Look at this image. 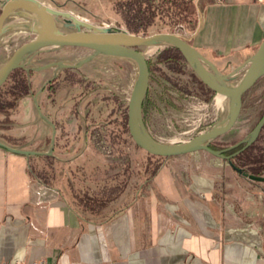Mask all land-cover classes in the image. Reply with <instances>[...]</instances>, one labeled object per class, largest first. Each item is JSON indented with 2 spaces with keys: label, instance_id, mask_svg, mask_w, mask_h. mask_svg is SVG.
I'll list each match as a JSON object with an SVG mask.
<instances>
[{
  "label": "crops",
  "instance_id": "obj_1",
  "mask_svg": "<svg viewBox=\"0 0 264 264\" xmlns=\"http://www.w3.org/2000/svg\"><path fill=\"white\" fill-rule=\"evenodd\" d=\"M207 1L188 40L228 73L264 37V0ZM46 73L31 74L30 89L38 90L50 77ZM53 92L44 89L38 96L50 120L67 121L81 111L69 110L74 95L56 107ZM21 101L28 106L14 118L24 124L10 134L24 141L14 147L42 152L48 138L37 130L32 97ZM66 129L73 141L65 159L74 165L90 161L83 149L74 152L81 145L76 122ZM83 137L87 142L85 131ZM31 157L0 147V264H264V189L258 200L240 201L231 190L219 193L218 179L226 175L167 160L138 184L127 183L102 210L91 211L69 187L43 182Z\"/></svg>",
  "mask_w": 264,
  "mask_h": 264
},
{
  "label": "rangeland",
  "instance_id": "obj_2",
  "mask_svg": "<svg viewBox=\"0 0 264 264\" xmlns=\"http://www.w3.org/2000/svg\"><path fill=\"white\" fill-rule=\"evenodd\" d=\"M41 1L54 9L69 11L88 23L97 26H112L129 32L121 15L116 11V7H121V11L125 13L120 5L123 0ZM193 1L195 28L185 26L186 28L181 29L178 25L169 26L167 18L163 19L164 22L156 19L155 24L147 28L146 35L157 32H176L188 40L198 26L204 6L208 2L207 0ZM204 18L207 25L208 13ZM15 20L20 19L11 16L6 22ZM226 25L224 24L225 27H222V35ZM65 29L67 28L63 30ZM12 30L18 33L13 34L11 33ZM33 36L34 33L27 28H14L5 32L0 38V66L17 46L33 38ZM166 48V46H158L152 52H149L148 47L138 48L145 54L150 71L143 119L148 131L157 139L163 141L188 140L197 135L191 131L197 124L199 116L196 108L199 104L205 103L207 112L211 113L210 108L215 94L205 92L199 78L193 74L192 69L183 58L166 59L167 56L176 54L174 50L167 51ZM89 53L90 51L85 48L63 47L38 54L35 57V64L42 65L54 61L74 63ZM43 72H47L46 78H48L52 73V68ZM136 73V64L132 60L99 56L80 68L64 69L46 87L49 93L51 89L53 91L58 90L51 94V99L53 97L56 101V107L65 102L66 96L72 102L74 95L76 103L69 110L81 111H78V114L73 113L71 118H67V121L64 117L55 118L56 129L59 128L55 136L52 154L31 157L33 158L32 168L37 175L42 177L43 182L69 187L76 202L82 207H88L91 211H100L103 209V205L127 183L138 184L143 177L151 176L162 162L172 160L177 164H187L189 169H212L220 175H226V177L223 176L222 179H218L219 193L231 190L230 193H236L237 199L240 201L258 200V192L260 189H264V182L253 181L241 176L231 169L228 162L221 158L205 151L163 158L151 155L135 145L128 133L127 125L124 126L123 122H127V98L130 96ZM242 73L243 71H240L233 82H237ZM14 80L15 77L8 80L6 86H10ZM28 83L30 86L29 81ZM36 91L31 89L28 95L32 97ZM21 100L18 101L16 107L10 110L6 109L7 115L0 113V139L9 137L12 141V138L15 137L10 134V128L16 124H24V122L19 123L17 117L14 118L24 107L28 106V104L23 106ZM222 108L220 117L225 114V103H223ZM40 110L44 114L45 110L41 105ZM263 110L264 76L248 93L233 128L228 133L217 137L213 143L217 148H221L242 139L255 126ZM37 118V130L39 132L45 131L47 134L48 139L43 145V151L46 152L50 146L51 127L42 123L43 120L38 112ZM75 122L78 134H80L81 145L75 147L74 152L83 149L86 158H90V161L84 160L82 163L74 165L65 158L70 156L66 152H68L73 141L71 136H68L70 133L66 132V128ZM83 131L87 134V142L85 143ZM23 141L21 138L12 142L17 144ZM30 149L39 151L35 148ZM261 154H264V151ZM56 156H61L63 159L57 160L55 159ZM262 176H264V172ZM232 187L233 189H230ZM242 187L246 194L242 193ZM248 189L255 191V193Z\"/></svg>",
  "mask_w": 264,
  "mask_h": 264
},
{
  "label": "water",
  "instance_id": "obj_3",
  "mask_svg": "<svg viewBox=\"0 0 264 264\" xmlns=\"http://www.w3.org/2000/svg\"><path fill=\"white\" fill-rule=\"evenodd\" d=\"M20 18L21 22H6L11 17ZM64 20L63 30L57 20ZM27 20L28 22H23ZM27 28L34 33L33 38L21 43L0 66V86L7 80L12 71L24 69L30 82V72H42L53 69L52 77L32 95V101L40 118L52 129L48 151H34L14 148L0 141V147L27 157L31 155H51L55 144L56 126L40 110L38 96L44 86L55 79L62 69H77L96 57H116L132 60L136 64V77L132 85L127 104V128L135 145L151 155L163 158L191 154L197 151L229 160L224 152L240 144L244 148L251 145L258 137L263 125L264 114L240 141L226 149L214 150L209 147L210 141L228 133L235 125L241 108L242 96L254 83L264 75V37L254 53L241 65L228 73L203 56L186 38L176 32H157L150 35H139L112 26H97L77 18L69 11L54 9L41 0H0V38L8 30ZM166 46L177 49L203 85L214 94L225 98V114L217 122L193 138L179 143L161 142L148 131L144 119L142 105L149 87V66L145 55L139 47ZM63 47H80L90 53L74 63L54 61L36 65L32 60L37 54ZM244 68L237 82L235 75ZM231 164V163H230ZM241 176L257 182H264V176L249 174L232 165Z\"/></svg>",
  "mask_w": 264,
  "mask_h": 264
},
{
  "label": "trees",
  "instance_id": "obj_4",
  "mask_svg": "<svg viewBox=\"0 0 264 264\" xmlns=\"http://www.w3.org/2000/svg\"><path fill=\"white\" fill-rule=\"evenodd\" d=\"M193 2V0H123L120 2V5L125 10V13L121 11V7H116V11L121 15L130 33L146 35L147 28L154 25L156 19L163 21L164 18H167V24H169V26L178 25L181 29L186 28L185 26L195 28V19L193 18L195 15V8ZM166 50H174L176 52L174 56H167L166 59L174 60L177 59V57L183 58L180 52L173 47H167ZM193 74L195 75L194 72ZM13 77H15V80L12 84L6 86L7 81L11 78L13 79ZM200 83L203 85L201 81ZM203 87L205 86L203 85ZM30 90L26 72L20 68L12 71L7 80L0 86V113L7 115V110L16 107L18 101L28 95ZM51 92H53V89H51ZM146 96L143 101L142 111H144L145 108ZM262 113H260L259 118ZM123 123L124 126L127 125L126 121ZM8 138L5 137V139H0V141L6 140L10 145H13L11 147L17 145L12 142L13 140L21 139L11 137V141L10 138ZM210 148L217 150L216 147L210 146ZM263 151L264 133L262 132L256 143L252 144L246 150H243L236 158L231 160L230 163L249 174L262 176L264 172V154L261 153Z\"/></svg>",
  "mask_w": 264,
  "mask_h": 264
},
{
  "label": "built area",
  "instance_id": "obj_5",
  "mask_svg": "<svg viewBox=\"0 0 264 264\" xmlns=\"http://www.w3.org/2000/svg\"><path fill=\"white\" fill-rule=\"evenodd\" d=\"M157 47L158 46H156V48ZM217 96H218V94H215V96L213 97V102H212L211 108H210L211 113L207 112L208 109H207V106H206L205 103L199 104L198 107L196 108L198 110L197 114L199 116H198V119H197V124L191 130V131L194 132V134H199V133L203 132L204 131V128H206V129H207V127L209 128L212 124H214L220 118H222V117H220V112L222 111V109H223L222 108L223 107V103H225V102L222 101V104L221 105L218 104V102L216 100ZM127 100H129V98H127ZM155 139L158 140V141H161V142H169V143H179V142H185V141H187V140H184V139H182V140L181 139H178V140L174 139V140H169V141H163V140H160V139H157V138H155Z\"/></svg>",
  "mask_w": 264,
  "mask_h": 264
},
{
  "label": "flooded vegetation",
  "instance_id": "obj_6",
  "mask_svg": "<svg viewBox=\"0 0 264 264\" xmlns=\"http://www.w3.org/2000/svg\"><path fill=\"white\" fill-rule=\"evenodd\" d=\"M11 22H21L20 20H15V21H11ZM26 22H28V21H26ZM63 24H64V20H60V19H58L57 20V25L59 26V27H61V28H63ZM64 29V28H63ZM65 30H69V29H65ZM90 51V50H89ZM42 53V52H41ZM40 54V53H39ZM38 55V54H37ZM36 55V56H37ZM36 56H34V58H33V62L35 63V57ZM20 69H22V68H20ZM23 71H24V69H22ZM64 69H62L61 71H59V73H58V75L63 71ZM68 70H71V69H68ZM52 72H53V69H52ZM35 72H30V76H31V74H34ZM57 75V76H58ZM264 76V75H263ZM52 77V73H51V75H50V77L49 78H51ZM57 78V77H56ZM55 78V79H56ZM261 78V77H260ZM260 78L254 83V85L248 90V91H246L244 94H243V96H242V107L244 106V104H245V101H246V98H247V95H248V93H250V90L252 89V88H254L255 87V85L259 82V80H260ZM55 79H53L52 81H54ZM235 79V78H234ZM51 81V82H52ZM51 82H49V83H47L45 86H44V88H43V90L44 89H47L46 87L48 86V85H50L51 84ZM205 89V92H207L208 94H210V93H212V91H210L208 88H206V87H204ZM48 90V89H47ZM242 109V108H241ZM264 114V110H263V113H262V115ZM262 115H261V117H262ZM260 117V118H261ZM259 118V119H260ZM258 119V120H259ZM50 120V119H49ZM50 121H52V120H50ZM53 122V121H52ZM258 122V121H257ZM256 122V123H257ZM54 123V122H53ZM55 124V123H54ZM56 126V125H55ZM264 131V125H263V127H262V129H261V131H260V133H259V135H258V137H257V139L252 143V144H254V143H256L257 142V140L260 138V134L262 133ZM215 140V139H214ZM214 140H212V141H210V143H209V147L210 146H212V147H216V145L213 143V141ZM241 140V139H240ZM240 140H238V141H240ZM237 141V142H238ZM237 142H235V143H237ZM235 143H233V144H235ZM233 144H231V145H233ZM251 144V145H252ZM231 145H229V146H226V147H221V148H217L216 147V149L217 150H220V149H226V148H228V147H230ZM251 145H249L248 147H246V148H244V144H240L239 146H237V147H235V148H233V149H231V150H227V151H225L224 152V155H226V156H230V155H232L231 157H230V159L229 160H225L226 162H228V164H229V166L231 167V169H233L232 168V164H230V161L231 160H233L234 158H236L243 150H246L247 148H249ZM206 152V151H205ZM234 170V169H233ZM235 171V170H234Z\"/></svg>",
  "mask_w": 264,
  "mask_h": 264
},
{
  "label": "bare ground",
  "instance_id": "obj_7",
  "mask_svg": "<svg viewBox=\"0 0 264 264\" xmlns=\"http://www.w3.org/2000/svg\"><path fill=\"white\" fill-rule=\"evenodd\" d=\"M14 18H18V19H20L19 17H15V16H14ZM12 31H13V30H12ZM11 33H13V34H17L18 32L13 31V32H11ZM148 48H149V52H152V51H154V49H156V46H149ZM216 100H217L218 104H220V105L222 104V101L225 102V98H224V96H222V95H218L217 98H216Z\"/></svg>",
  "mask_w": 264,
  "mask_h": 264
}]
</instances>
